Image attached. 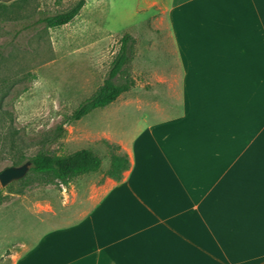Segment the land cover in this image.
I'll list each match as a JSON object with an SVG mask.
<instances>
[{
  "label": "crops",
  "instance_id": "1",
  "mask_svg": "<svg viewBox=\"0 0 264 264\" xmlns=\"http://www.w3.org/2000/svg\"><path fill=\"white\" fill-rule=\"evenodd\" d=\"M141 4L166 16L179 102L19 264H264V0Z\"/></svg>",
  "mask_w": 264,
  "mask_h": 264
},
{
  "label": "rangeland",
  "instance_id": "2",
  "mask_svg": "<svg viewBox=\"0 0 264 264\" xmlns=\"http://www.w3.org/2000/svg\"><path fill=\"white\" fill-rule=\"evenodd\" d=\"M78 1L0 4V173L45 151L66 155L87 149L103 161L100 171L68 186L35 182L21 193L20 181L0 184V264H19L46 232L76 220L92 189L108 181L109 145L130 144L180 99L178 77L173 79L172 68L163 66L175 58L165 15L137 13L143 0H86L64 26L38 23ZM127 34L134 40V55L124 78L133 80L135 88L71 120L103 85Z\"/></svg>",
  "mask_w": 264,
  "mask_h": 264
},
{
  "label": "trees",
  "instance_id": "3",
  "mask_svg": "<svg viewBox=\"0 0 264 264\" xmlns=\"http://www.w3.org/2000/svg\"><path fill=\"white\" fill-rule=\"evenodd\" d=\"M85 4L86 0H79L69 10L43 16L38 20V23L43 24L47 28L64 26L72 22L80 14ZM133 41L130 35L124 36L122 47L113 61L103 85L93 96L79 106L72 115L71 120H80L96 109L109 106L121 95L135 88L136 84L133 80L124 78L126 67L134 55ZM118 79H120V82H116ZM109 147L111 149L110 167L106 176L120 182L124 178V174L130 169L131 162L128 155L122 151L119 145L110 144ZM28 162H30L31 168L28 174L19 180L23 183L21 193L35 182L42 185L58 183L68 186L81 176L100 171L103 164L100 156L87 149L66 155H56L45 151L31 157ZM3 201L4 197L0 188V205Z\"/></svg>",
  "mask_w": 264,
  "mask_h": 264
},
{
  "label": "water",
  "instance_id": "4",
  "mask_svg": "<svg viewBox=\"0 0 264 264\" xmlns=\"http://www.w3.org/2000/svg\"><path fill=\"white\" fill-rule=\"evenodd\" d=\"M31 168L30 162H26L21 166H11L0 173V184L6 187L12 182L23 179Z\"/></svg>",
  "mask_w": 264,
  "mask_h": 264
}]
</instances>
